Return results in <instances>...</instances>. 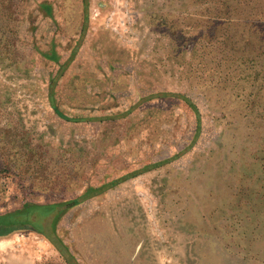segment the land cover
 <instances>
[{"label": "rangeland", "instance_id": "1", "mask_svg": "<svg viewBox=\"0 0 264 264\" xmlns=\"http://www.w3.org/2000/svg\"><path fill=\"white\" fill-rule=\"evenodd\" d=\"M196 1L0 0V215L63 204L0 264H264V56Z\"/></svg>", "mask_w": 264, "mask_h": 264}, {"label": "trees", "instance_id": "2", "mask_svg": "<svg viewBox=\"0 0 264 264\" xmlns=\"http://www.w3.org/2000/svg\"><path fill=\"white\" fill-rule=\"evenodd\" d=\"M196 2L199 7L207 8L208 11L206 12H209L207 18L214 23H211L213 31L209 33V36H211L209 42L212 43L213 46L225 49L227 51V56H229L237 45V40L232 39L234 35L233 32H235L236 27H241V35L239 33L238 34L244 39L246 38L247 46L246 50L248 57L245 62L248 64V61L251 62L254 60L249 59L252 55L256 56L255 58H262V56H264V0H197ZM241 23L242 25L244 24L243 28ZM219 37H227L228 40L224 42L223 38L218 40L220 39ZM228 42L230 44L226 46V43ZM158 96L163 98H184L193 111L196 112L198 118L201 116L199 108L190 99L185 98L184 96L174 93H163ZM112 118L115 117H105V119ZM262 160H264V156L262 157ZM159 164L148 166L145 169L156 167ZM136 174H138V172L127 175L120 180L131 178ZM117 183H119V181H114L98 189H88L82 197L72 201V203L79 204L81 201L99 194ZM62 206L63 204L35 203L29 204L23 209L0 215V234H10L22 229H31L53 240L45 231V221L51 216H54L52 222V226L54 228L59 216L62 213Z\"/></svg>", "mask_w": 264, "mask_h": 264}]
</instances>
